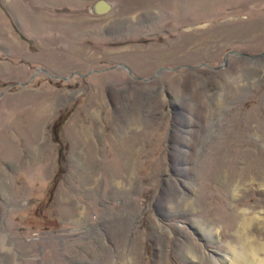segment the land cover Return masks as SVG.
Listing matches in <instances>:
<instances>
[{
	"label": "rangeland",
	"instance_id": "374dc122",
	"mask_svg": "<svg viewBox=\"0 0 264 264\" xmlns=\"http://www.w3.org/2000/svg\"><path fill=\"white\" fill-rule=\"evenodd\" d=\"M0 245L264 264V0H0Z\"/></svg>",
	"mask_w": 264,
	"mask_h": 264
},
{
	"label": "bare ground",
	"instance_id": "6f19581e",
	"mask_svg": "<svg viewBox=\"0 0 264 264\" xmlns=\"http://www.w3.org/2000/svg\"><path fill=\"white\" fill-rule=\"evenodd\" d=\"M1 245H2V244H1ZM1 245H0V246H1ZM246 249H248V248H246ZM261 250H262V252H263V254H264V246L261 247ZM244 257H245V258H240V261H238L239 264H254V262L249 258V256H247L246 254H244Z\"/></svg>",
	"mask_w": 264,
	"mask_h": 264
},
{
	"label": "water",
	"instance_id": "95a60500",
	"mask_svg": "<svg viewBox=\"0 0 264 264\" xmlns=\"http://www.w3.org/2000/svg\"><path fill=\"white\" fill-rule=\"evenodd\" d=\"M126 70L129 72V70L126 68Z\"/></svg>",
	"mask_w": 264,
	"mask_h": 264
}]
</instances>
